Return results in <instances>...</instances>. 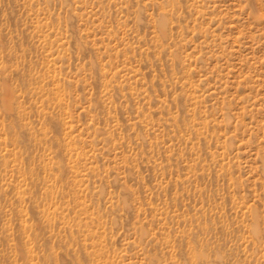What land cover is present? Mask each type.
<instances>
[{
  "label": "rangeland",
  "instance_id": "374dc122",
  "mask_svg": "<svg viewBox=\"0 0 264 264\" xmlns=\"http://www.w3.org/2000/svg\"><path fill=\"white\" fill-rule=\"evenodd\" d=\"M0 264H264V0H0Z\"/></svg>",
  "mask_w": 264,
  "mask_h": 264
}]
</instances>
